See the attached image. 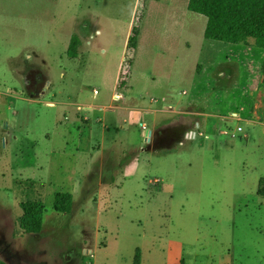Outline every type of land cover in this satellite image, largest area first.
I'll return each mask as SVG.
<instances>
[{"label": "rangeland", "instance_id": "374dc122", "mask_svg": "<svg viewBox=\"0 0 264 264\" xmlns=\"http://www.w3.org/2000/svg\"><path fill=\"white\" fill-rule=\"evenodd\" d=\"M187 3L0 0V264H264V50Z\"/></svg>", "mask_w": 264, "mask_h": 264}, {"label": "trees", "instance_id": "16d2710c", "mask_svg": "<svg viewBox=\"0 0 264 264\" xmlns=\"http://www.w3.org/2000/svg\"><path fill=\"white\" fill-rule=\"evenodd\" d=\"M55 1V0H49ZM159 2L160 0H152ZM187 10L201 15L206 19L204 39L206 41L220 42L230 45H247L248 41L254 40V45L264 50V0H188ZM141 18L136 19L132 25L126 43V51L132 53L136 50L140 33L139 23ZM81 42L78 36H73L67 47V56L76 59ZM131 59L124 62L123 71L120 75L128 78ZM264 75V59L262 65ZM125 82L117 85L122 89ZM264 180H260V183ZM262 193V192H261ZM260 193V189L258 194ZM264 196L263 194H261ZM73 198L71 194L57 193L54 196L53 210L60 214H69L72 208ZM21 217L19 228L27 235H37L42 230V218L44 204L41 201L25 202L20 204ZM135 263L139 264V253L135 257Z\"/></svg>", "mask_w": 264, "mask_h": 264}, {"label": "flooded vegetation", "instance_id": "af4514ba", "mask_svg": "<svg viewBox=\"0 0 264 264\" xmlns=\"http://www.w3.org/2000/svg\"><path fill=\"white\" fill-rule=\"evenodd\" d=\"M22 79H24L23 74H21ZM28 80H30V87L34 90L36 89V96H40L41 94H43L45 92V85H42L39 83V81L35 78V77H30L28 78ZM32 96V95H31Z\"/></svg>", "mask_w": 264, "mask_h": 264}, {"label": "crops", "instance_id": "0c3cea01", "mask_svg": "<svg viewBox=\"0 0 264 264\" xmlns=\"http://www.w3.org/2000/svg\"><path fill=\"white\" fill-rule=\"evenodd\" d=\"M188 114H191V115L195 114V115H197V117H199V116L202 117L203 115H205V114H201V113H188ZM206 118H208V116H205L204 118H202V122H203L205 125H207L206 128L209 129V128H208V123H207ZM197 123H198V125H201V119H199V120L197 121ZM196 128H197V127H196Z\"/></svg>", "mask_w": 264, "mask_h": 264}, {"label": "water", "instance_id": "95a60500", "mask_svg": "<svg viewBox=\"0 0 264 264\" xmlns=\"http://www.w3.org/2000/svg\"><path fill=\"white\" fill-rule=\"evenodd\" d=\"M2 136H3V138H4V137H8L7 130H3V132H2Z\"/></svg>", "mask_w": 264, "mask_h": 264}, {"label": "built area", "instance_id": "2783aa9c", "mask_svg": "<svg viewBox=\"0 0 264 264\" xmlns=\"http://www.w3.org/2000/svg\"><path fill=\"white\" fill-rule=\"evenodd\" d=\"M236 132H237V133H240V132H242V129H241V128H237V129H236Z\"/></svg>", "mask_w": 264, "mask_h": 264}, {"label": "bare ground", "instance_id": "6f19581e", "mask_svg": "<svg viewBox=\"0 0 264 264\" xmlns=\"http://www.w3.org/2000/svg\"><path fill=\"white\" fill-rule=\"evenodd\" d=\"M194 134H195V132H194V133H188L187 136H190V135L192 136V135H194Z\"/></svg>", "mask_w": 264, "mask_h": 264}]
</instances>
